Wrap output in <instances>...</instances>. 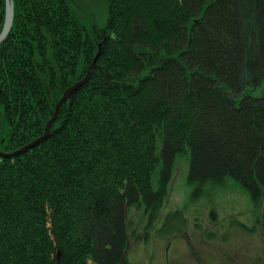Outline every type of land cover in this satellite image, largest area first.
<instances>
[{
  "label": "trees",
  "instance_id": "16d2710c",
  "mask_svg": "<svg viewBox=\"0 0 264 264\" xmlns=\"http://www.w3.org/2000/svg\"><path fill=\"white\" fill-rule=\"evenodd\" d=\"M12 3L0 151L42 135L88 79L47 139L0 156V264H127V211L159 217L185 148L192 197L231 178L264 219V0H107L89 29L73 0Z\"/></svg>",
  "mask_w": 264,
  "mask_h": 264
},
{
  "label": "rangeland",
  "instance_id": "374dc122",
  "mask_svg": "<svg viewBox=\"0 0 264 264\" xmlns=\"http://www.w3.org/2000/svg\"><path fill=\"white\" fill-rule=\"evenodd\" d=\"M72 4L88 29L106 26L107 0ZM189 159L188 148L175 154L156 220L147 225L141 205L128 209L126 259L130 264H264V219L252 208L247 191L229 178L223 186H206L195 199L187 180ZM175 211L181 212L185 224L174 220L171 228L167 226L169 233L162 231L164 218Z\"/></svg>",
  "mask_w": 264,
  "mask_h": 264
},
{
  "label": "water",
  "instance_id": "95a60500",
  "mask_svg": "<svg viewBox=\"0 0 264 264\" xmlns=\"http://www.w3.org/2000/svg\"><path fill=\"white\" fill-rule=\"evenodd\" d=\"M4 4H5V8H4V22H3V28L0 32V43L7 37V34L9 33L10 31V28H11V23H12V19H13V8H14V5L12 3V0H4ZM96 59H94V62H95ZM88 79V76L87 74L85 75L84 78H82L81 80L77 81V83L75 84H72L71 86H69L67 88V90L64 91V93L62 94V96L60 97V100L57 102L55 108H54V113L53 115L51 116V118L49 120H47V124L45 125L44 127V130H43V134L36 137V139L26 143L25 146L19 148V149H15V151H12V152H1L0 151V156H7V157H12V156H16V154H19V153H22L24 151H26V149H29L31 147H34L38 144V142H40L41 140H45L47 139L48 135H49V130H50V126L51 124L54 122V119L56 118L57 116V113H58V108L59 106L65 102L67 100V97H69L73 92H75L76 90H78V88L86 83Z\"/></svg>",
  "mask_w": 264,
  "mask_h": 264
},
{
  "label": "flooded vegetation",
  "instance_id": "af4514ba",
  "mask_svg": "<svg viewBox=\"0 0 264 264\" xmlns=\"http://www.w3.org/2000/svg\"><path fill=\"white\" fill-rule=\"evenodd\" d=\"M146 223H147V221H146ZM123 259L126 261V263H127V264H130V263H129V260H128V259H126V257H125V255H124V254H123Z\"/></svg>",
  "mask_w": 264,
  "mask_h": 264
}]
</instances>
